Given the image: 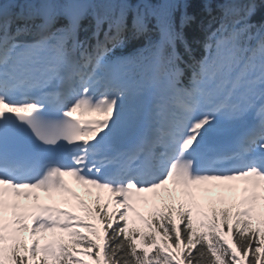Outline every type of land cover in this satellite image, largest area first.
<instances>
[{
  "label": "snow or ice",
  "instance_id": "obj_1",
  "mask_svg": "<svg viewBox=\"0 0 264 264\" xmlns=\"http://www.w3.org/2000/svg\"><path fill=\"white\" fill-rule=\"evenodd\" d=\"M191 7L0 0V264H264V0Z\"/></svg>",
  "mask_w": 264,
  "mask_h": 264
},
{
  "label": "trees",
  "instance_id": "obj_2",
  "mask_svg": "<svg viewBox=\"0 0 264 264\" xmlns=\"http://www.w3.org/2000/svg\"><path fill=\"white\" fill-rule=\"evenodd\" d=\"M216 2H218V0H216ZM213 7H215V3L213 4ZM190 12L197 14L198 18L204 20L205 23L208 22L209 18L207 14L203 11L202 0H192V7L190 8ZM257 19H259V15L257 16ZM186 36L192 48L195 50V54L197 56L201 55L203 49L201 46L194 43V41L202 40L203 33L199 31L198 27H193L186 30ZM181 51H183L182 48ZM150 209H151V205H147L142 211H140V213L147 215Z\"/></svg>",
  "mask_w": 264,
  "mask_h": 264
}]
</instances>
